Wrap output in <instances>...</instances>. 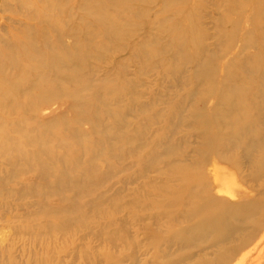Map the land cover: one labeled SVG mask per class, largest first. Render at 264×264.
<instances>
[{
    "label": "rangeland",
    "instance_id": "374dc122",
    "mask_svg": "<svg viewBox=\"0 0 264 264\" xmlns=\"http://www.w3.org/2000/svg\"><path fill=\"white\" fill-rule=\"evenodd\" d=\"M0 56V264H264V0H0Z\"/></svg>",
    "mask_w": 264,
    "mask_h": 264
},
{
    "label": "bare ground",
    "instance_id": "6f19581e",
    "mask_svg": "<svg viewBox=\"0 0 264 264\" xmlns=\"http://www.w3.org/2000/svg\"><path fill=\"white\" fill-rule=\"evenodd\" d=\"M1 57V56H0ZM5 57V56H4ZM17 60V59H16ZM28 60V59H27ZM0 83H2V80L0 79Z\"/></svg>",
    "mask_w": 264,
    "mask_h": 264
}]
</instances>
